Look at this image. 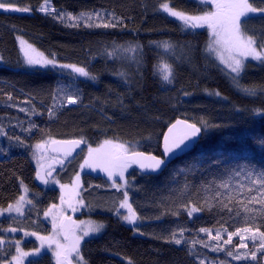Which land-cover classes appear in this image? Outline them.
Here are the masks:
<instances>
[{"label": "trees", "instance_id": "16d2710c", "mask_svg": "<svg viewBox=\"0 0 264 264\" xmlns=\"http://www.w3.org/2000/svg\"><path fill=\"white\" fill-rule=\"evenodd\" d=\"M50 1L55 12L38 10L44 0H21L18 6H29L32 11L28 13L0 9V56L4 58L0 62V132L7 133L0 135L5 139L0 142V208L14 203L24 186L34 193V205L24 217L0 219V235L9 227L24 233L35 230V226L30 227L31 210L45 225L42 214L60 199L58 189L43 192L39 188L33 145L46 140L84 139L96 146L108 139L161 156L166 129L181 118L198 126L207 122L195 148L160 175L142 176L135 170L130 174L137 180L130 202L145 218L140 225L143 235H136L135 228L125 226L114 213H98L95 217L105 228L100 236L83 244V258L87 264H129V260L132 264H200L199 255L228 264H264L261 252L256 254L257 261H251L253 248L246 252L248 259H230L225 254H210L199 243L208 244L210 239L199 232L200 228L212 229L215 235L216 229L231 232L246 226L242 218L222 209L221 202L233 213L242 211L249 195L242 186L252 181L249 172L264 171V64L247 63L241 74V88L256 90V95H249L236 87L229 71L207 53L206 31L185 30L181 23L159 11L165 0ZM168 2L190 14L208 11L196 0ZM57 13H64V19L57 18ZM68 13H100L104 21L115 15L122 18V24L115 28L86 27L85 20L69 19ZM246 27L250 34L264 39L259 35L264 31V19L254 16ZM20 39L61 64L85 67L97 79L25 68ZM165 42L172 48L165 50ZM136 45L140 47L135 53L125 51ZM164 62L174 68L170 84L161 78L159 66ZM58 88L78 91V102L60 106L63 93L53 99ZM49 109L54 112L51 117ZM224 180L230 182L228 189L219 187ZM84 182L107 187L104 177L91 173L84 174ZM217 192L222 195L216 196ZM185 204L205 210L189 217ZM251 226L264 231L262 219ZM178 229H184L181 239L188 243L175 245L163 239ZM223 240L213 242L218 247L224 245ZM192 241H197L195 247ZM13 253L10 246H0V263L11 259ZM40 264L55 263L51 255L44 254Z\"/></svg>", "mask_w": 264, "mask_h": 264}, {"label": "snow or ice", "instance_id": "6c2138e0", "mask_svg": "<svg viewBox=\"0 0 264 264\" xmlns=\"http://www.w3.org/2000/svg\"><path fill=\"white\" fill-rule=\"evenodd\" d=\"M201 4H210L213 7L211 11H203L200 14H190L183 10H178L175 7L170 6L168 0L161 3L160 8L167 13L169 16L174 17L183 23L185 30L197 29L207 27L214 39V45L220 46L218 49L213 48V44H209V51H216L217 58L220 63L225 65L228 70L229 76L231 77L232 83L241 88L240 77L245 71L246 63L249 59L260 61L264 63V39L258 38L255 34H250L247 30V22L254 16H259L264 19V0H198ZM20 0H0V9L5 11L22 12L28 13L32 9L29 6L18 7L17 4ZM39 11L41 12H55V9L51 8L49 0H44L40 4ZM69 19L73 20H85L86 27H103V28H115L117 24H122V18H117L115 15L112 16V20L104 21L103 16L100 13H81L79 16H72L71 13L67 14ZM64 13H57V18L64 19ZM99 20L100 23H89V21ZM113 21H116L115 23ZM78 26V25H74ZM260 36H264V31H262ZM19 39V38H18ZM121 48L123 46H120ZM139 45L135 47L129 46L125 51L135 53L139 48ZM163 47L165 50L172 48V45L165 42ZM20 49L23 53V66L31 69L33 71H46V70H59V69H71L72 72L80 77H85L90 80H96L97 77L90 73L85 67L78 66L76 64H61L54 56L49 58L44 52L40 51L32 44L20 39ZM3 57L0 56V62L3 61ZM161 72V78L166 83H172L174 79V68L173 65L164 62L159 66ZM124 76V73H120ZM242 91L249 95H256V90L254 88H241ZM63 93L62 102L60 106L66 104H76L78 102L79 93L69 92L63 88H58L56 94L53 96L54 101ZM212 94V93H210ZM216 96H220L219 92L214 93ZM187 95V93H186ZM11 100V95L8 96ZM55 106V105H54ZM21 111L25 109L21 108ZM256 113H260V110H255ZM33 114L35 109L33 108ZM48 115L51 117L54 115L52 109H49ZM208 127L207 122H204L201 126H197L196 123H190L187 120L177 119L172 123L167 132L163 135V157L153 155L151 153H145L142 151H137L130 148L129 145L114 143L112 140H104L97 148H92L88 146L87 157L84 158L83 162L80 164V171H83L86 167L93 171L99 169L106 173L108 179L111 181V186L115 187L118 191H122V199L117 203V206L109 209L114 211L115 214L120 217V219L129 225L134 226L135 231L141 235L143 233L140 230V225L144 222L143 217L137 212L133 207V203L130 202L128 188V181L125 179V172L128 168L133 165H138L141 170L148 172H158L171 162V160L180 153H185L190 151L191 148L196 143V139L200 136L202 129ZM30 130V129H29ZM0 135H7L6 132H0ZM17 142L22 143L19 137L14 138ZM51 144H62L69 145L67 149H53V151H63L65 157L70 156L75 147H78L81 140H71V141H56L50 140L44 143H39L35 147L37 149H43L45 143ZM43 156L37 158L38 170L36 171V178L44 184H48L49 181L46 176L52 175L51 166L49 165V170L46 174H42L45 169V165L40 163L43 160ZM63 163V161H60ZM247 167V165H245ZM238 174V173H237ZM249 176L252 177L251 184L242 186L247 189L249 195L247 196V203L242 206V211L237 210L233 213V209L228 207V204L221 202V208L227 209L229 214L234 215L236 218H242L246 226L236 227L233 231L229 232L227 228L216 229V234H212V229L200 228V233H205L212 241H221L223 239L221 233L226 234L227 239L223 240L224 244H231L232 238L234 236L239 237V241L234 245V250H228L227 256L234 257L235 259H248L249 254H241L238 249L247 248L248 245L244 243L246 239L243 234H251V242L254 248L250 254L251 261H257L256 252H261V261H264V231H260V227L257 226L253 228L251 225L255 224L257 219H262L264 221V171L257 174L249 172ZM117 178L121 179L123 183H117ZM54 183H59V181H54ZM23 185V181H21ZM230 182L228 180L221 181L219 184L220 188L228 189ZM81 185V176L77 172L73 178L71 191L79 195V189ZM188 186L185 185V188ZM62 193L68 189V185H60ZM27 186H24V193L27 194ZM216 196H221L222 193L217 192ZM228 199L231 201L232 197L229 196ZM61 205L67 203L68 207L72 208L73 211L76 209L72 206L70 201L65 200V196L62 194L60 196ZM78 203H83L82 200ZM32 204L31 199L26 200V195H20L14 203H9L6 208H0V216L12 215H24V205ZM208 205L207 199L205 200V206ZM250 205H259V207H251ZM184 207L188 208V216L191 217L194 213L201 212L205 210V207H197L195 204L189 205L185 204ZM58 206L52 204L43 215L47 218L51 216L52 218V229L53 232L49 236H41L36 232L25 233V235L35 236L40 244L33 248L31 251H24L19 247L20 242L16 241L17 247L15 249L16 254L11 257V261L15 264H24L25 260L30 257H35L36 259H28L27 264H40V258L44 255V252L51 248L56 264H73V259H76L77 264H86L83 261V256L81 255L80 248L81 242L85 237L92 234H99L104 229V224H97L95 222H88L87 226L80 229V234L78 235L76 229L79 227L75 221H72L70 217H67L63 210L57 213H53V209ZM121 209L126 210L125 213H121ZM211 210V207H208ZM84 223V222H81ZM7 232H16L17 228L9 227L5 229ZM184 229H178L175 232H171L170 235L165 239L166 242L174 243L175 245H181L182 243H188L183 241ZM61 240L64 242L62 243ZM259 240V246L256 247V241ZM197 241H192L191 244L195 247ZM204 247H210L209 244L199 241ZM5 240L3 236H0V245H4ZM53 245L55 246L53 248ZM217 250V248H213ZM129 264H132L129 260ZM200 264H204L201 260Z\"/></svg>", "mask_w": 264, "mask_h": 264}, {"label": "rangeland", "instance_id": "374dc122", "mask_svg": "<svg viewBox=\"0 0 264 264\" xmlns=\"http://www.w3.org/2000/svg\"><path fill=\"white\" fill-rule=\"evenodd\" d=\"M196 1H198V0H196ZM49 3L51 5V8L53 9L52 1L49 0ZM204 5L207 7L208 11L213 10V7L210 4H204ZM17 6H18V4H17ZM159 11L162 12L163 14H165L166 16H168L169 18H171V19H173V20H175V21H177V22H179V23H181L183 25V23L181 21H179L178 19H176L174 17L169 16L161 8H159ZM42 13H46V12H42ZM197 30L206 31L207 32L209 39H208V43H207V46H206V51L211 57L216 59L219 64H221L219 59L217 58L216 51L215 50L209 51V49H208L209 44H213V48L214 49H218L220 47L218 45H214L213 42H214L215 38L212 36L211 31L207 27L197 28ZM21 55H22V59H23L22 51H21ZM250 62H253L255 64H264V63H261L260 61H255V60L249 59L247 61V63H250ZM221 65L225 69H227L225 65H223V64H221ZM29 70H31V69H29ZM56 71H58L60 73H63V74H66L68 76L80 77L77 74H75L74 72H72L71 69H59V70H56ZM228 71H230V70H228ZM80 78H84V77H80ZM3 141H5V139L4 138H0V142H3ZM46 141H50V140H46ZM44 142L45 141L40 142V143H44ZM113 142L114 143H119V144H125V143H120V142H115V141H113ZM49 143H45L43 149H37L35 147L37 144L33 145V147H32V160H33V163H34V165L36 167V170H38L37 158L39 156H43L44 157L43 160H40V163L45 165V169L42 172V174H46V172L49 170V168H48L49 165L51 166V169H53L52 170V175L51 176H46V179L49 181L48 184L42 183L37 178H36V181H37V183L39 185V188L43 192H48V190H50V189H58L60 191V194L61 195L63 194L65 196V200L66 201H70L72 206L76 209L75 211H73L72 208L68 207L67 203L61 205L60 199H59L58 203H56V205L58 207L56 209H53V213H57L60 210H63L64 214L67 217H77L76 218V224L79 227L76 229V232H77L78 235L80 234V229L86 227L88 222H95L97 224H101L102 223L97 217H95L96 214H98V213H114L115 214L114 211H110L109 209H112V208L116 207L118 201L120 199H122V191H123V189L118 191L115 187H112L111 186V181L108 179L106 173H104L102 170L97 169V170L93 171V170L88 169L86 167L83 171H80L79 166L83 162L84 158L87 157L89 144H88L87 149L85 150V152L82 154V156L76 158L75 160L68 161V160H62V159H59L57 157H54V156L50 155L48 153V151H47V146L49 145ZM100 144H102V143H100ZM17 145H19V144L17 143ZM99 145H97V146L90 145V146L92 148H97ZM126 145H129L130 148H132L134 150H137L136 146H134L132 144H126ZM60 161H63V163H60ZM132 170H133V167H130L125 172V179L128 181V185H129L128 188H127L128 192H129V199H131V193H132L133 188L135 187L134 184H136V182H137V180L134 177L130 176ZM77 172L80 173L81 185H82V187L79 189V195H76V194H74L71 191L73 178H74V176H75V174ZM85 173H91L94 176L104 177L106 179V182H107V187L103 188V187L89 185V184L86 185L85 182H84V174ZM54 181H59V183H54ZM117 183H123V181L121 179L117 178ZM61 184L68 185V189H66L63 193H62V190L60 188ZM22 195H26V200L27 199H31L32 200V204L31 205H28V204L24 205V215L20 216V215H16L15 213H13L10 216V215L6 214L4 216H0V219H3V218H7V219L12 218L13 219V218H21V217L25 216L27 210H29V208H31L34 205V200L32 198L34 196V193H32V192H30L28 190L27 194H25L24 190H23V194ZM80 200L83 201L82 204L78 203V201H80ZM125 212H126V210L121 209V213L122 214L125 213ZM29 215L31 217H33V218H31L30 227L34 228V226H35L36 229L33 230V231L30 229V231H28V233L36 232V233H38V235H41V236H49V235L52 234L53 229H52V218H51V216L46 218L42 214L41 222L43 224H45V225H42L37 220L36 212H33V210H31V214H29ZM118 218L120 219V217H118ZM81 222H84V223H81ZM121 222L125 226L134 228V226L129 225V224H127L126 222H124L122 220H121ZM39 229L42 230V232H40ZM103 231H104V229L99 234H92V235H90L88 237H85L84 240L81 242L80 252L82 250L83 244L87 240H90L92 238H96V237L100 236L103 233ZM137 234L138 233L136 232V235ZM222 234H223V239H227L226 234H224V233H222ZM242 235L246 236V239L244 240V243H246L248 245V247L247 248H240V249H238V251L240 253L243 252V254H244L249 249L254 248L253 247L254 245L251 242V239H250L251 234L250 233H248V234H243L242 233ZM0 236H3V238L5 240V244L4 245H0V246H2V247L10 246V248H13L14 250L17 247L16 241L20 242L19 247H21L24 251H31L33 248L37 247L40 244V241L35 236L25 235L24 232H21L20 230H18L16 232H7V231H5ZM238 241H239V237L234 236L232 238V243L230 245L229 244H224V245H219L218 247H216L217 245L211 239H209V243L208 244L210 245V247H207V248L210 251L209 253L212 254V255H216V256H219L221 254L227 255L226 254L227 251L228 250H234V245H236ZM61 242L63 243L64 241L61 240ZM258 243H259V240L256 241V244H255V245H257L256 247L259 246ZM54 247L55 246L53 245V248ZM231 247H233V248H231ZM213 248H217V250L214 251ZM259 252L260 251H257L256 254H258ZM3 254L6 255V253L4 251H3ZM15 254H16V252L13 253V255H15ZM44 254L51 255L52 260H54V263L56 264V259H55L54 253H53L51 248L47 249L44 252ZM81 255H82V253H81ZM229 258L230 259H235L234 257H229ZM28 259H33L34 260L36 258L35 257L27 258L25 260L24 264H27ZM198 260H200V261L203 260L204 262H208L210 264H228V263H225L224 261H220V259H215V258L210 257V256L201 257V256L198 255ZM83 261L86 262L84 258H83ZM2 264H15V262L11 261V259H9L8 261L3 262ZM73 264H77L76 259H73Z\"/></svg>", "mask_w": 264, "mask_h": 264}, {"label": "water", "instance_id": "95a60500", "mask_svg": "<svg viewBox=\"0 0 264 264\" xmlns=\"http://www.w3.org/2000/svg\"><path fill=\"white\" fill-rule=\"evenodd\" d=\"M178 119H180V120H185V119H181V118H178ZM177 120V119H176ZM175 120V121H176ZM174 121V122H175ZM188 121V120H187ZM173 122V123H174ZM188 122H190V121H188ZM191 123V122H190ZM198 126V125H197ZM199 127V126H198ZM168 129V128H167ZM167 129H166V131H165V133L167 132ZM164 133V134H165ZM201 137H202V132H201V134H200V136L196 139V143L194 144V146L191 148V150L190 151H192L194 148H195V146L200 142V140H201ZM71 140H81V139H69V140H57V141H71ZM82 142L80 143V145L78 146V147H75V149H74V151H72V153H71V155L70 156H67V157H65V155H64V152L63 151H53V149L55 148V149H67V148H69L70 146L69 145H62V144H49V146L47 147V151H48V153L50 154V155H52V156H54V157H58V158H61V159H67V160H69V159H72V158H74L75 156H77L78 154H80L82 151H84V149L86 148V143L83 141V140H81ZM161 151H162V155L160 156V157H163V137H162V142H161ZM190 151H186L185 153H180V154H178L176 157H174L172 160H171V162L167 165V167L171 164V163H173L176 159H178V158H180V157H182V156H184L185 154H187V153H189ZM154 155V154H153ZM134 166V168H135V170L136 171H138L140 174H142V175H145V176H156V175H160V174H162L165 170H166V168L167 167H165V168H163L161 171H158V172H148V171H145V170H141L140 168H139V166L138 165H133ZM71 220L72 221H75L73 218H71ZM76 222V221H75Z\"/></svg>", "mask_w": 264, "mask_h": 264}, {"label": "flooded vegetation", "instance_id": "af4514ba", "mask_svg": "<svg viewBox=\"0 0 264 264\" xmlns=\"http://www.w3.org/2000/svg\"><path fill=\"white\" fill-rule=\"evenodd\" d=\"M75 219L77 218V217H74Z\"/></svg>", "mask_w": 264, "mask_h": 264}]
</instances>
